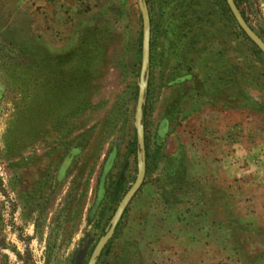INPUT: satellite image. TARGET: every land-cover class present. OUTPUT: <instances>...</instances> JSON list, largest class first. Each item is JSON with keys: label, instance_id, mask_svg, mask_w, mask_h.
Segmentation results:
<instances>
[{"label": "rangeland", "instance_id": "1", "mask_svg": "<svg viewBox=\"0 0 264 264\" xmlns=\"http://www.w3.org/2000/svg\"><path fill=\"white\" fill-rule=\"evenodd\" d=\"M144 3V177L95 264H264V58L224 0ZM140 41L137 0H0V264L88 261L136 176Z\"/></svg>", "mask_w": 264, "mask_h": 264}, {"label": "water", "instance_id": "2", "mask_svg": "<svg viewBox=\"0 0 264 264\" xmlns=\"http://www.w3.org/2000/svg\"><path fill=\"white\" fill-rule=\"evenodd\" d=\"M224 1L232 19L234 20L236 26L241 31V33L248 39V41H250L256 47L258 51L264 54L263 41L247 26L240 13L238 12L233 0ZM137 5L139 8L141 21V41L137 93L133 114L134 135L137 145V150L135 154L136 176L134 178L133 183L124 193L118 205L116 206L112 216L110 217L108 227L105 229L104 234L95 243L86 264H95L96 258L103 249L104 245L110 239L114 228L120 219V216L122 215L125 207L127 206L132 196L140 187L144 177V132L141 120L142 107L144 105V93L147 85V66L149 58V18L144 0H137ZM89 242L90 239L87 238L84 242L83 247L75 253L74 264H78L83 259L85 250Z\"/></svg>", "mask_w": 264, "mask_h": 264}, {"label": "trees", "instance_id": "3", "mask_svg": "<svg viewBox=\"0 0 264 264\" xmlns=\"http://www.w3.org/2000/svg\"><path fill=\"white\" fill-rule=\"evenodd\" d=\"M233 2H234V4H235V6H236V8H237V10H238V12L240 13V15H241V17L243 18V15H242V12L239 10V8H238V3H237V1L236 0H233ZM243 20H244V18H243ZM246 38V37H245ZM247 39V38H246ZM248 40V39H247ZM250 42V41H249ZM251 43V42H250ZM252 44V43H251ZM252 46L254 47V49H255V51L258 53V54H260L263 58H264V54L263 53H261L260 51H258L257 49H256V47L252 44ZM144 98H145V93H144ZM143 113H144V105H143V107H142V120H141V124L143 125ZM135 143V142H134ZM137 146V145H136ZM104 234V233H103Z\"/></svg>", "mask_w": 264, "mask_h": 264}]
</instances>
